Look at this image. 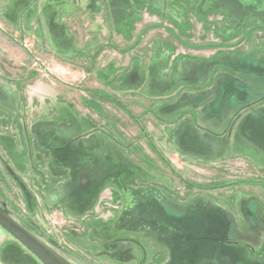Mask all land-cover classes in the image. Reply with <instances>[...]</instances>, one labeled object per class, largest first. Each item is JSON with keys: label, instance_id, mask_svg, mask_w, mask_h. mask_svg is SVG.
<instances>
[{"label": "rangeland", "instance_id": "rangeland-1", "mask_svg": "<svg viewBox=\"0 0 264 264\" xmlns=\"http://www.w3.org/2000/svg\"><path fill=\"white\" fill-rule=\"evenodd\" d=\"M0 122L66 263L264 264V0H0ZM0 264L42 263L0 227Z\"/></svg>", "mask_w": 264, "mask_h": 264}, {"label": "water", "instance_id": "water-1", "mask_svg": "<svg viewBox=\"0 0 264 264\" xmlns=\"http://www.w3.org/2000/svg\"><path fill=\"white\" fill-rule=\"evenodd\" d=\"M0 227L42 264H68L23 225L0 209Z\"/></svg>", "mask_w": 264, "mask_h": 264}, {"label": "crops", "instance_id": "crops-1", "mask_svg": "<svg viewBox=\"0 0 264 264\" xmlns=\"http://www.w3.org/2000/svg\"><path fill=\"white\" fill-rule=\"evenodd\" d=\"M29 88H31V92L29 91V93H32V95L35 96V97L41 98L42 102H35V100H32L31 103L27 104L26 110L29 112V115H31V113H33V114L34 113L35 114L42 113L44 111V106H47V104L45 103L44 97H42L44 94L47 93V89H46L45 85L34 84L33 86H30ZM13 89H15V88H13ZM39 95H41V96H39ZM65 107H66V105H65ZM0 125H1V122H0ZM3 133L4 132H1L0 135H2ZM0 151L2 152L1 147H0ZM2 155H1L2 156V159H4V164L6 165L8 163V161L5 160V159H7V158H4V157H6L4 155V153H2ZM61 163L63 165H65L66 159L65 158H62ZM12 164H14V163H12ZM14 166H15V164H14ZM44 166L46 168H49V167H47V165H44Z\"/></svg>", "mask_w": 264, "mask_h": 264}]
</instances>
